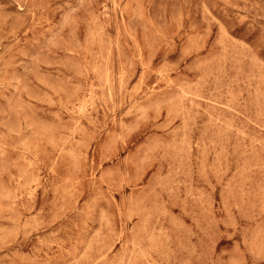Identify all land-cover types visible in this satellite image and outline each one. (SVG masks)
<instances>
[{"label":"rangeland","instance_id":"rangeland-1","mask_svg":"<svg viewBox=\"0 0 264 264\" xmlns=\"http://www.w3.org/2000/svg\"><path fill=\"white\" fill-rule=\"evenodd\" d=\"M0 264H264V0H0Z\"/></svg>","mask_w":264,"mask_h":264}]
</instances>
